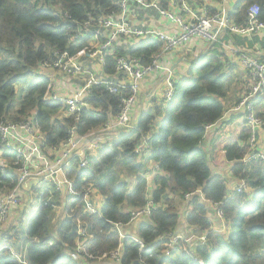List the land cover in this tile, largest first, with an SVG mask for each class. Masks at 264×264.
Listing matches in <instances>:
<instances>
[{
  "label": "trees",
  "instance_id": "16d2710c",
  "mask_svg": "<svg viewBox=\"0 0 264 264\" xmlns=\"http://www.w3.org/2000/svg\"><path fill=\"white\" fill-rule=\"evenodd\" d=\"M207 1L222 0H190L194 8L205 7ZM253 5L259 6V19L264 22V0H239L231 19L240 26L247 25V11ZM112 12H119L113 0H0V123L32 120L51 150H59L72 131L81 137L99 131L108 122L114 123L121 112V96L111 94L106 86H93L87 100L91 108L79 113L78 118L66 116L61 104L45 100L55 84L47 76L50 71L41 72L43 65H52L63 53L74 55L89 48L95 34L102 41L103 30L95 20ZM149 15L156 12L152 10ZM79 31L87 36H78ZM228 41L249 52L257 47L264 49V37L260 35L247 38L228 34L224 42ZM162 47L155 40L140 43L137 48L126 47L124 42L114 45L104 53L100 74L118 81L117 57L138 58L149 64ZM233 59L222 44H213L204 56L195 58L186 76L176 81L175 97L166 102L158 131H153V125L160 110L142 112L138 130L118 132L88 157L86 168L79 169L78 160H74L68 175L77 192L93 185L97 195L105 198L100 214L83 215L78 208L74 215L56 224V208L75 209L80 202L72 203L71 198L55 194L50 205L45 203L47 195L27 228L12 226L0 235V248L12 247L18 253L26 248L25 263L4 249L0 251V264H96L103 261L90 260L87 255H110L120 247L117 264H198L188 256H165L164 243L182 229L183 221L191 229L185 234L187 239L192 231L206 234L205 245L200 244L194 251L204 263L264 264V163L245 161L254 153L248 146L250 130L244 129L239 142L223 146L221 154L214 137L208 135L249 92V80L240 84L234 74ZM39 75L46 77L39 79ZM261 98L257 108L264 103V91ZM259 117L264 119V113ZM148 135L149 148L139 157L134 152ZM148 153L149 159L144 160ZM222 155L232 178L247 183L246 190L234 192L231 197L229 180L215 171L224 166H215ZM0 156L6 161L18 160L13 151L1 147ZM151 163L158 166L154 175ZM3 174L0 167V191L6 187L5 193L9 194L17 183L16 173L8 170L14 184ZM187 195L191 197L186 199ZM149 202L153 204L149 222L142 223L136 235L146 246L159 244L152 252L141 254L140 245L130 238L122 239L114 226H128L132 213ZM185 203L190 212L182 219ZM214 206L223 213L226 232L222 234L212 232L211 220H218ZM79 216L93 236L84 255L75 253Z\"/></svg>",
  "mask_w": 264,
  "mask_h": 264
},
{
  "label": "built area",
  "instance_id": "2783aa9c",
  "mask_svg": "<svg viewBox=\"0 0 264 264\" xmlns=\"http://www.w3.org/2000/svg\"><path fill=\"white\" fill-rule=\"evenodd\" d=\"M113 1L118 6L119 12H112L106 17L95 20L103 30L102 41H99L96 34L93 38L92 45L96 46L95 49L84 48L74 55L65 52L52 65H43L42 69H47L51 73L58 71L69 77H85L84 84L78 86L71 95L52 90L45 96V100L61 104L66 116L76 115L78 118L79 113L91 108L87 100L93 86H106L111 94L121 96V112L115 118L114 123H106L97 132L78 137L72 131L71 137L59 150H51L47 147L44 134L36 129L32 120L20 124L0 123V147L13 151L18 157L15 162L0 158V167L4 171L3 175L8 176L14 184L13 177L8 174V170H12L16 173L17 178H15L17 183L11 193H5L6 187L0 191V235H2L3 229L7 231L12 226L27 228L47 195L48 198L45 203L50 205L53 203L55 194L71 198L72 203L79 201L80 206L76 205L75 209H70L73 215L78 208L83 215H99L100 206L103 203L100 204L95 200L94 196H101L97 195L94 186L90 185L84 192H77L73 180L68 175V170L73 166V161L78 160L79 169L86 168L88 157L107 143L106 135L112 132L130 134L137 131L142 111L139 110V114L135 115L133 108L138 102L143 81L147 78L154 79L156 86L152 84L151 90L154 88L159 90L165 102L172 101L176 94V69L186 61L190 63L195 61L201 49L204 48L208 51L213 44H222L248 73L249 92L232 109V112L243 113L245 124L250 130L248 146L254 150V153H250L245 161L254 159L264 163V149L261 147L259 139V132L264 129V119L259 117L257 110V103L264 91V61L259 57L260 48L257 47L254 51L249 52L238 48L232 41L224 42V38L228 34L252 38L263 33L264 22L259 19V6L249 7L247 25L240 26L231 19L235 4L239 0L207 1L208 4H204L205 7L199 6L197 8L192 6L190 0ZM152 10L156 12L160 21L149 15ZM143 13L146 14L147 18ZM78 36L86 37L87 35L79 31ZM148 40L161 43L163 45L162 50L153 55L149 64H145L142 59L138 58L117 57L116 70L121 78L118 81L109 80L101 75L98 76L85 64V61L94 58L104 64V53L121 42H124L125 45L129 42L128 46L137 48L140 43H146ZM184 47L188 48L180 51ZM134 122L136 123L134 124ZM142 140L141 145L134 152L139 157L143 156L144 150L149 148L151 135ZM157 169V165L152 168V175H154L153 171ZM246 189L247 183L242 180L229 194V197L234 192H242ZM23 190L31 191V193H22ZM190 197L187 195L186 199ZM34 198L36 203L31 206V201ZM101 199L102 202L105 201L104 197ZM216 208L217 219L225 229L223 213L217 206ZM152 210L153 204L149 202L144 209L134 211L128 226L137 220L148 219ZM26 212H29L30 215L26 223L20 226L21 223L19 224L18 219L22 222ZM12 213L14 219L11 220ZM70 216L68 215V217ZM64 217L67 215L64 214ZM8 221L10 224L6 226ZM76 223L78 246L75 253L84 255L93 236L89 234L80 216ZM211 223L214 226L212 220ZM114 227L122 239L130 238L140 245L141 254L152 252L158 247L159 243L146 246L137 236L125 235L123 229L127 226L115 224ZM178 232L167 238L169 243H164L167 249L171 248L169 253L178 252L182 256L192 258L198 264H206L194 254L197 246L205 245V235L197 238L199 242L197 246H191L192 240H190L191 242L188 241L185 234L183 238L178 236ZM186 232L189 234L190 231ZM185 245L188 247L180 248ZM4 249L8 250L12 257L25 263L26 248H22L20 253L12 247H2L0 251ZM87 257L93 261H104L103 264L108 262L117 264L121 257V247L110 255L101 257L87 255Z\"/></svg>",
  "mask_w": 264,
  "mask_h": 264
},
{
  "label": "rangeland",
  "instance_id": "374dc122",
  "mask_svg": "<svg viewBox=\"0 0 264 264\" xmlns=\"http://www.w3.org/2000/svg\"><path fill=\"white\" fill-rule=\"evenodd\" d=\"M144 15H145V17H146V14L145 13H143ZM151 17H153L155 20H158V21H160V18L159 17H157V15H152ZM137 18V17H136ZM147 18V17H146ZM140 19V18H139ZM137 20H138V18H137ZM148 23V22H147ZM127 39V38H126ZM128 40V39H127ZM128 44H129V42L126 44V47H128ZM96 48V46L93 44H90V47H89V49H95ZM188 47H184V48H182L180 51H183V50H185V49H187ZM88 63H90L91 65H95V67L93 68L94 70V73L95 74H97L98 76H100L101 74V65L99 64V60L97 59V58H94V59H90L89 61H88ZM191 63L190 62H188V61H186V62H184L178 69H176V71H175V73H176V75H175V79H176V81L177 80H179V79H182L184 76H186V74H185V72L186 71H188L189 69H190V67H191ZM41 72H43V73H45L46 74V72H47V69H42V71ZM43 73H40V74H43ZM50 73V72H49ZM50 74H48L47 76H49ZM46 76H44V75H39L38 76V78L39 79H44ZM75 77H69V76H66L65 74H62L61 72H58V71H53V73H51V75H50V79L51 80H53L54 81V83L53 84H55V87H54V89H53V91H61V92H63V93H65V94H68V92H67V89H66V87L65 86H67L69 89H71L72 87H74V85H75V83H77V84H79V85H83V83H84V79H85V77L84 76H76V78H79V79H81V80H79V79H74ZM61 85V90H58L59 89V87H58V85ZM234 89H235V87H234ZM142 87H141V91H140V95H139V98H138V102L136 103V105L134 106V108H133V113H135V115H137V114H139V110H140V112L142 111V112H150L152 109H156V108H158L159 110H160V116L159 115H155L156 116V120H155V122H154V125H153V131L155 132V131H158L159 130V128L161 127V125H162V122H163V119H164V110H165V108H166V102H165V100L163 99V97H162V95H161V93H160V91L159 90H157V91H155L153 94H151L149 97H148V99H146L143 95H141V93H142ZM69 95H71V94H69ZM148 100H150V101H148ZM226 103V106L228 105V102H225ZM139 107H141V109H139ZM144 109V110H143ZM229 112H232V111H229ZM234 113H236V112H234ZM60 116H62V113H60L59 114V117ZM136 122H134V124H135ZM243 123H244V119L243 118H236V119H234L232 122H227L226 123V127H227V136L229 137V138H232V139H234L235 141H237V142H239V140H240V137H241V133H242V129H240V126H242L243 125ZM115 135H117V134H115L114 132H112V133H109L108 135H106L105 137H106V140H109V141H112L113 139H114V137H115ZM260 139V138H259ZM214 143H215V145L216 146H218L219 145V142H218V140H215L214 141ZM221 153H223V150H221L220 151V149L218 148V154H221ZM1 157V156H0ZM149 159V153L147 154V156L144 158V160H148ZM219 169H221V168H219ZM149 186L152 188V190H153V185L151 184V183H149ZM232 187V185H231V183L229 182L228 183V188L230 189V192L229 193H231L232 191H233V188H231ZM150 188V189H151ZM31 193V191H25V190H23L22 191V193ZM61 196V195H60ZM59 196V197H60ZM62 198V197H61ZM94 198H95V200L97 201V202H99L100 204L101 203H103L102 202V196L101 197H98V196H94ZM189 201V200H188ZM36 203V199L34 198V199H32V201H31V206H34V204ZM67 204V203H66ZM61 205H63V206H65V204H63V203H61ZM183 206L185 205V207L187 208V212L185 213L184 211H181V213H182V219H185V216H186V214L187 213H189L190 212V208H189V205H188V207H187V204L185 203V204H182ZM78 206H80V205H78ZM183 206L181 207V209L183 208ZM64 214L65 215H67V217L66 218H68V215L69 214H71V211L70 210H66L65 208L63 209V207H60L59 209L58 208H56V216H55V218H54V220H55V222H56V224L57 223H59V222H61V220L63 219V217H64ZM29 215H30V213L29 212H26V215H25V217L24 218H22V222H21V220L20 219H18L19 220V224H20V226L21 225H23L24 223H26V220H27V218L29 217ZM12 219H14V215H13V213L11 214V220ZM10 220V221H11ZM10 221H8V223L6 224V226L7 225H9L10 224ZM183 224H184V226H186V224H185V222L183 221L182 222ZM186 229L185 228H182V230H180L179 232H178V236H182V238H183V236H184V234H187V232L185 231ZM6 231V229H3L2 230V233L3 232H5ZM186 232V233H185ZM212 232H215V233H219V234H222V233H224V232H226V230H224V228H223V226L220 224V222L217 220V222L214 224V226L212 227ZM206 235V234H205ZM199 236H202L201 234H198L197 232H195V231H192L191 233H190V236L188 237V241H190V240H192V245L191 246H197L198 244H199V242H198V240H197V238L199 237ZM172 241H173V239H172ZM191 242V241H190ZM180 246V245H179ZM184 247H188V245H185V246H181L180 248H184ZM171 251V248H168V249H166V251H165V256H167V255H171V256H173V257H180V256H182L180 253H178V252H173V253H169Z\"/></svg>",
  "mask_w": 264,
  "mask_h": 264
},
{
  "label": "crops",
  "instance_id": "0c3cea01",
  "mask_svg": "<svg viewBox=\"0 0 264 264\" xmlns=\"http://www.w3.org/2000/svg\"><path fill=\"white\" fill-rule=\"evenodd\" d=\"M260 36L264 37V31L263 33L260 34ZM207 52V50H205L204 48L201 49L199 51V54H205ZM259 55L263 57V61H264V49L262 50L260 48L259 50ZM89 60L85 61V64L88 63ZM233 63L235 64V72L234 74L238 77L239 79V82L240 84L243 83V85H245V83L247 82L248 83V80L247 79V75L246 73L244 72V69L241 67V65L238 63V61L236 60V58L233 59ZM88 65V64H87ZM93 67H95V65L93 64ZM101 67V66H100ZM53 73V72H52ZM51 75V74H50ZM50 75L48 77H50ZM74 79H79V78H74ZM81 80V79H79ZM246 80V81H244ZM154 79H151V78H147L143 81L142 83V93L141 95H143L146 99H148V97L152 94V92H154L155 90H157L156 88H154L153 90L152 89V84H154V86H156ZM79 84L75 83L74 87H72L71 89H69L67 86L66 89H67V92L69 94H73L74 93V90L76 87H78ZM59 89L58 90H61V85L59 84L58 85ZM242 87V86H241ZM243 94V93H242ZM242 94L239 95V98L242 97ZM235 97V96H234ZM240 100V99H239ZM150 101V100H148ZM260 101H262V98L260 99ZM233 104V103H231ZM234 106V105H233ZM236 106V105H235ZM234 106V107H235ZM139 109H141V107H139ZM144 110V109H143ZM258 112L259 113H264V103L259 107L257 108ZM232 111V109L230 110ZM236 118H243L244 119V123L242 126H240V129H242V133L244 131L246 127V124H245V117L243 115V113H234V112H227L226 115L224 116V119L223 121L221 122V124H219L218 126H215L209 133L208 135L214 137L215 140H218L219 144L218 145V148L221 150V148L225 145H228V144H231V143H235L237 141H235L234 139L232 138H229L227 136V127H226V123L227 122H232L234 119ZM259 138H260V144H261V147L264 149V129L261 130L259 132ZM224 165V166H218L215 171H217L218 174L224 176L225 178H227L229 180V182L231 183L232 187L231 188H236L241 180H238V179H234L232 178V175H231V172H230V167H229V164H227L223 158V155L222 157L220 158L219 162H217L215 164V166L217 165ZM151 168H153V164L151 163L150 164ZM221 168V169H219ZM233 188V189H234ZM230 194V193H229ZM214 209H215V213H216V206H214ZM181 211H184L185 213L188 211L187 208L185 207L184 205V208L181 210ZM148 219H142V220H137L134 224L130 225V226H127L123 229V233L125 235H132V236H137V230H138V227L142 224V223H145L147 222ZM216 222L214 221V224ZM182 228H185L186 230L185 231H190L191 229L188 228V226H182ZM182 230V229H181ZM225 230V229H224ZM104 262V261H103ZM103 262L101 264H103ZM91 264V263H90ZM107 264H112L111 262H108Z\"/></svg>",
  "mask_w": 264,
  "mask_h": 264
},
{
  "label": "clouds",
  "instance_id": "9594fccd",
  "mask_svg": "<svg viewBox=\"0 0 264 264\" xmlns=\"http://www.w3.org/2000/svg\"><path fill=\"white\" fill-rule=\"evenodd\" d=\"M203 56H204V54H203ZM193 62H194V61H193ZM99 64H100L101 66H103V64H101L100 61H99ZM90 69H91V68H90ZM91 70H93V69H91ZM83 84H84V83H83ZM79 86H81V85H79ZM76 88H77V87H76ZM76 88H75V89H76Z\"/></svg>",
  "mask_w": 264,
  "mask_h": 264
}]
</instances>
